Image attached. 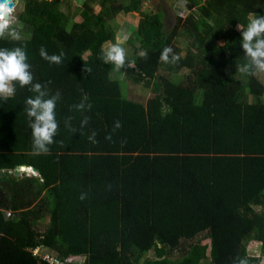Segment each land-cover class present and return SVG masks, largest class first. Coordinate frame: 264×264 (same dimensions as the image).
<instances>
[{"label":"trees","instance_id":"trees-1","mask_svg":"<svg viewBox=\"0 0 264 264\" xmlns=\"http://www.w3.org/2000/svg\"><path fill=\"white\" fill-rule=\"evenodd\" d=\"M18 1L28 37L0 38V48L23 47L34 82L59 92V131L49 154L34 155L26 99L35 94L17 86L0 100V264H48L32 255L38 245L86 255L80 264H263L264 84L236 67L246 62L237 25L264 14V0H186L171 28L141 0H84L79 22L54 2ZM129 13L139 16L127 39L136 66L124 70L150 90L146 102L125 97L99 58L116 43L115 16ZM180 40V61H159L165 47L179 54ZM41 47L63 62L45 61ZM25 164L39 176L15 175ZM252 240L258 256L247 252Z\"/></svg>","mask_w":264,"mask_h":264},{"label":"clouds","instance_id":"clouds-1","mask_svg":"<svg viewBox=\"0 0 264 264\" xmlns=\"http://www.w3.org/2000/svg\"><path fill=\"white\" fill-rule=\"evenodd\" d=\"M17 1L14 2V6ZM204 1L202 0V2ZM184 2L186 3V1ZM9 3L12 4V0H8V3H0V38L7 37L14 41H20L22 39L20 32L11 27L10 19L14 7H9ZM237 30L241 34L240 47L246 62L237 66L236 70L245 76L264 73V14H252L247 26L241 27L238 24ZM122 43L123 41L110 44L106 50H102L99 58L105 64L114 65L117 70L122 68L134 69L136 62L134 59L128 58ZM39 54L41 58L51 64L59 65L63 62V53L49 55L47 50L41 47ZM137 55L145 60L148 59L146 50H140ZM180 59L181 56L175 53L171 47H165L159 56V61L170 65L177 64ZM34 79L27 52L23 47L0 48V100L6 102L9 98L14 97L17 93V86L21 89L27 88L28 91L35 94L26 99V114L31 129L33 154H49L50 146L55 143L54 137L59 131L55 109L60 94L57 92L56 95L50 96L48 84L51 82L39 83L34 82ZM74 107L77 110H86L84 103ZM90 108L91 105H87V109ZM88 119V117H84L81 121V127L87 125ZM115 127H120L119 122H116ZM70 130L76 131L74 128H70ZM95 137L96 133L93 132L88 139L95 144L97 143ZM106 139H111V136L106 137ZM22 167L23 165L19 168ZM20 171L22 170L20 169ZM30 171L32 170L30 169ZM80 198L84 199L85 195L82 194ZM233 264H249V260L247 257L238 256Z\"/></svg>","mask_w":264,"mask_h":264},{"label":"rangeland","instance_id":"rangeland-1","mask_svg":"<svg viewBox=\"0 0 264 264\" xmlns=\"http://www.w3.org/2000/svg\"><path fill=\"white\" fill-rule=\"evenodd\" d=\"M52 3L54 2V5L56 7H59L62 11H68V13L72 16L73 20L75 22L80 21L79 12L81 11V6L84 0H48ZM184 1L186 0H141V11L144 12H156L157 10H162L167 17H165L164 22L167 26V28H171L175 22V15L181 14L183 16V6H185ZM23 8V1H17L14 6V11L11 14V27H14L17 31L20 32L22 39H27L28 35L26 32H23L22 25L17 20L16 14L20 12ZM93 8L95 12H98L100 10V6L97 4H93ZM250 19L252 18V15L249 16ZM182 18V17H181ZM139 20V16L137 13H129L127 15L124 14H117L115 16L114 22L112 25L116 26V43L123 41L122 46L126 50V54L128 58L132 54V48L127 44V39L130 36L131 32L134 30V28L137 26ZM110 43H106L104 45V49L106 50ZM176 47L180 48L179 55L184 56L185 54V48L186 44L183 43L182 40H180L179 43H176ZM184 49V50H183ZM183 71V70H182ZM181 71V72H182ZM257 78L263 82L264 84V73H256ZM124 77H126L124 79ZM113 79H117L121 84V89L124 94L126 95L128 99L131 100H137L141 102H146L149 98L152 97V93L150 90L144 88L142 85L135 84L132 81V78H129L125 74L124 68L121 70H115L112 73ZM183 77H181V74H176L173 76V79L175 82H178L182 80ZM125 96V97H126ZM262 101L264 102V95L262 97ZM23 168V167H22ZM22 168L18 169V172L14 174L17 176H26L31 174L30 169L22 170ZM20 169L22 171H20ZM24 169V168H23ZM33 175V174H32ZM37 175V174H36ZM41 222L46 223V219L39 220ZM201 243H209L208 239L202 238ZM247 252L250 255L258 256L260 255V242L252 240L247 245ZM208 253V250H207ZM77 258L79 255L73 254ZM208 255V254H207ZM176 256V254H175ZM86 255H81L78 259L81 263L85 259ZM72 261L77 262L76 258H72ZM262 263L264 264V258H262ZM201 264H210L209 260H205L201 262Z\"/></svg>","mask_w":264,"mask_h":264},{"label":"built area","instance_id":"built-area-1","mask_svg":"<svg viewBox=\"0 0 264 264\" xmlns=\"http://www.w3.org/2000/svg\"><path fill=\"white\" fill-rule=\"evenodd\" d=\"M204 1V0H203ZM185 6H183V16L189 13V10L186 7V3L184 2ZM179 15H181L179 13ZM11 214V212H8ZM32 255L40 258L41 260L45 261L48 264H80L79 256L78 258L75 255H69L65 258L59 257L57 254L53 253L52 251L48 250L47 248L38 245L31 248ZM72 258H76L77 262L72 261Z\"/></svg>","mask_w":264,"mask_h":264},{"label":"water","instance_id":"water-1","mask_svg":"<svg viewBox=\"0 0 264 264\" xmlns=\"http://www.w3.org/2000/svg\"><path fill=\"white\" fill-rule=\"evenodd\" d=\"M16 0H12V4L11 3H9V7H11V6H13L14 7V2H15ZM0 3H8V0H0ZM10 19V18H9ZM23 166H27V164H25V165H23ZM20 167V165H18L17 167H16V169H15V173H17L18 172V168ZM31 167V170L32 171H36V168L34 167V166H30Z\"/></svg>","mask_w":264,"mask_h":264},{"label":"crops","instance_id":"crops-1","mask_svg":"<svg viewBox=\"0 0 264 264\" xmlns=\"http://www.w3.org/2000/svg\"><path fill=\"white\" fill-rule=\"evenodd\" d=\"M24 168V169H23ZM23 168H22V170L24 171V170H26V169H31V167L30 166H23ZM31 172V174H29V175H26V176H31L32 174L33 175H36V176H39V174L36 172V171H30ZM46 220H47V218H45Z\"/></svg>","mask_w":264,"mask_h":264},{"label":"flooded vegetation","instance_id":"flooded-vegetation-1","mask_svg":"<svg viewBox=\"0 0 264 264\" xmlns=\"http://www.w3.org/2000/svg\"><path fill=\"white\" fill-rule=\"evenodd\" d=\"M166 14V13H165ZM165 17H167V15H165Z\"/></svg>","mask_w":264,"mask_h":264}]
</instances>
